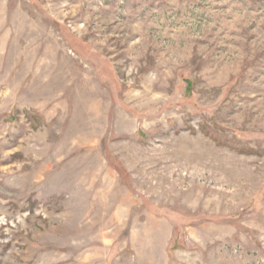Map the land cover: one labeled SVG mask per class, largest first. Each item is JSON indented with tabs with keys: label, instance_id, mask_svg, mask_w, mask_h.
Segmentation results:
<instances>
[{
	"label": "rangeland",
	"instance_id": "1",
	"mask_svg": "<svg viewBox=\"0 0 264 264\" xmlns=\"http://www.w3.org/2000/svg\"><path fill=\"white\" fill-rule=\"evenodd\" d=\"M0 264H264V0H0Z\"/></svg>",
	"mask_w": 264,
	"mask_h": 264
}]
</instances>
